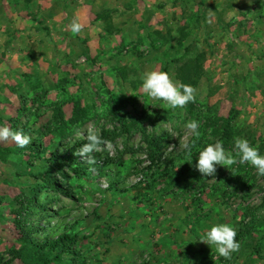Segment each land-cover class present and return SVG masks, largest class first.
I'll return each mask as SVG.
<instances>
[{"label":"rangeland","instance_id":"obj_1","mask_svg":"<svg viewBox=\"0 0 264 264\" xmlns=\"http://www.w3.org/2000/svg\"><path fill=\"white\" fill-rule=\"evenodd\" d=\"M74 16L84 25L79 35L69 27ZM195 63L187 80L195 115L148 100L143 72H168L181 83L179 70ZM112 103L126 124L138 117L139 128L108 141L111 152L101 146L103 170L76 177L67 169L66 182L57 176L73 196L43 192L30 221L44 230L34 234L56 237L74 224L86 264H264V176L248 164L217 166L213 177L194 168L200 148L220 141L230 150L236 137L264 155L261 0H0V126H24L30 142H61L64 151L88 129L119 128ZM84 107L88 117L69 136ZM190 120L203 129L199 139L186 134ZM226 120L234 131L228 143L213 132ZM143 131L167 136L153 158ZM182 143L194 145L191 164ZM11 148L0 143V264H23L14 258L21 245L9 201L30 158ZM215 223L256 233L225 259L195 241Z\"/></svg>","mask_w":264,"mask_h":264},{"label":"trees","instance_id":"obj_2","mask_svg":"<svg viewBox=\"0 0 264 264\" xmlns=\"http://www.w3.org/2000/svg\"><path fill=\"white\" fill-rule=\"evenodd\" d=\"M196 63L190 67H184L179 70V78L181 83L188 84V79L195 72ZM191 86V85H190ZM193 87V86H192ZM197 103L190 102L185 107L190 114L195 115L197 111ZM119 106L114 103L109 108L110 114L114 116V119L121 121L119 128H114L101 133V137L105 141L114 142L118 136L134 132L139 128V118H133L129 124H126L124 117L121 116L120 111L117 109ZM198 121L200 116L196 115ZM88 117V108H80L75 114V125L68 133L69 136L75 134L81 123H83ZM202 121V120H201ZM206 123L203 122V124ZM212 125V121L209 118L206 127ZM12 130H20L24 133L25 127L12 124L8 126ZM206 129V128H204ZM203 129L199 128L201 132ZM214 134H219L220 138L225 143L230 142L234 136L232 123L226 120L225 128L220 131V128H214ZM142 142L145 143V150L150 157L156 156L162 149L163 143L167 136L165 134L156 135L154 133L142 132ZM200 137V136H199ZM201 143V140H197ZM86 142V137H78L69 147L64 151H61V142L52 145H44L43 143L30 142L24 148H11V153L21 154L22 156H28L30 160L26 161L27 170L24 172H18L22 181L14 182L12 187L16 188V192L11 196L12 215L16 230L19 233L18 242L21 247L16 252L14 258L19 259L23 264H86V256L75 250V246L78 244L79 235L71 231V228L64 230L56 237L47 236L45 239H40L34 234V230L43 231L44 228L39 226L38 228L30 221L32 216L36 213L38 208V197L45 191H56L64 194L67 197H72L73 193L65 187L63 180L57 178L61 176L65 179V182L69 178L67 169H70L76 177H82L88 175L91 169L103 170L106 162H102L96 158L97 152L91 154L94 163L87 164L82 161L80 157L75 155V151L79 149L82 143ZM103 146V145H101ZM103 148H105L103 146ZM2 153V150H0ZM41 166L40 169H36L35 165ZM252 211H249V215H252ZM78 221H75V224ZM256 226H250L249 228L236 231V240L239 241L242 236L252 238L256 233ZM259 240L255 239L254 249L260 250ZM100 261V260H99Z\"/></svg>","mask_w":264,"mask_h":264},{"label":"clouds","instance_id":"obj_3","mask_svg":"<svg viewBox=\"0 0 264 264\" xmlns=\"http://www.w3.org/2000/svg\"><path fill=\"white\" fill-rule=\"evenodd\" d=\"M252 3V0H249ZM264 4V0H261ZM73 35H79L84 28L79 17L74 16L70 25ZM141 87L149 101H160L161 107L165 109H183L188 103L195 102V89L188 85L174 81L168 72L150 70L141 74ZM184 128L186 134L199 139V123L195 120L188 121ZM86 137V142L82 143L75 155L80 157L87 164L94 163L91 154L99 152L103 145L111 152L112 145L105 141L98 131L88 129L81 133ZM13 142L17 148H24L30 143V137L20 130H12L8 126H0V143L5 141ZM181 146L187 153L185 161L192 163V150L194 145L182 143ZM194 164L202 176H215L217 166H223L232 170V166L248 164L256 171V175L264 176V155L260 153L259 145L253 146L247 139L234 138L232 148L226 150L222 142L206 144L198 150ZM236 230L227 223H215L207 227L202 234H198L195 241H200L209 245L215 252L225 259H230L233 253L239 251L240 245L236 240Z\"/></svg>","mask_w":264,"mask_h":264},{"label":"crops","instance_id":"obj_4","mask_svg":"<svg viewBox=\"0 0 264 264\" xmlns=\"http://www.w3.org/2000/svg\"><path fill=\"white\" fill-rule=\"evenodd\" d=\"M257 1V0H256ZM256 7L255 6H253V8L252 9H255ZM251 10V9H250ZM44 15H46V13L44 12Z\"/></svg>","mask_w":264,"mask_h":264}]
</instances>
